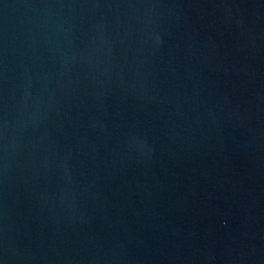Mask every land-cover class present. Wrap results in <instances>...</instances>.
I'll return each instance as SVG.
<instances>
[{
  "label": "water",
  "instance_id": "95a60500",
  "mask_svg": "<svg viewBox=\"0 0 264 264\" xmlns=\"http://www.w3.org/2000/svg\"><path fill=\"white\" fill-rule=\"evenodd\" d=\"M0 264H264V0H0Z\"/></svg>",
  "mask_w": 264,
  "mask_h": 264
}]
</instances>
